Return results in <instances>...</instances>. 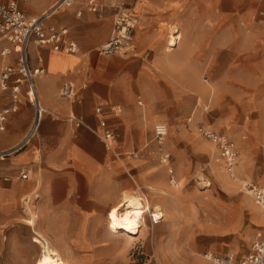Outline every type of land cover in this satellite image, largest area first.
Here are the masks:
<instances>
[{
	"label": "rangeland",
	"instance_id": "obj_1",
	"mask_svg": "<svg viewBox=\"0 0 264 264\" xmlns=\"http://www.w3.org/2000/svg\"><path fill=\"white\" fill-rule=\"evenodd\" d=\"M137 2L104 0L105 7L93 13L91 26L110 24V35L116 6L134 10ZM173 2L153 29L158 34L153 47L136 46L135 34L143 33L138 31L139 18L131 50L121 53L128 59L118 65L132 66L128 87L133 97L121 103V112L116 108L121 130L115 123L117 141L110 150H119L121 131V162L113 164L118 172L112 178L120 184L119 199L127 192L141 193L165 214L154 222L148 211L149 225L130 240L112 235L107 213L100 215L95 226L103 230L108 253L97 261L74 264H215L206 252L243 257L251 252L256 233L264 230V209L244 187L245 181L264 186V0ZM169 24L174 33L183 34L170 51ZM68 26L79 33L85 30L76 13ZM143 61L153 69L140 77ZM0 92L10 91L0 86ZM127 110L128 136L122 123ZM158 122L169 128L162 141L154 133ZM206 128L235 144L234 171L237 168L239 179L230 176L233 170L219 145L204 133ZM125 139L132 145L124 146ZM111 187L105 188L106 196L113 195ZM29 206L35 210L34 203ZM28 207L20 220L23 248L13 262L0 264H36L42 253V247L33 252L34 236L39 243L42 240L35 233L37 223L33 227L26 220Z\"/></svg>",
	"mask_w": 264,
	"mask_h": 264
},
{
	"label": "crops",
	"instance_id": "obj_2",
	"mask_svg": "<svg viewBox=\"0 0 264 264\" xmlns=\"http://www.w3.org/2000/svg\"><path fill=\"white\" fill-rule=\"evenodd\" d=\"M19 1L24 12L35 16L48 10L56 0ZM173 6V0H138L134 10V7L126 6L141 20L142 29L138 31L143 30V33L135 34L137 48L144 50L156 44L158 34L153 29L161 22L160 17L166 9ZM79 10L81 15L77 14ZM75 13L79 24L85 28L81 33L68 26ZM93 13L85 4L78 3L59 9L46 22L47 26L67 28L66 36L77 43V52L55 50L49 45H31L32 65H43L47 70L37 79V86L48 113L38 135L22 148L19 145L33 117V107L26 97H22L19 109L8 115L5 129H0V152H9L0 157V263L13 262L12 257L23 248L25 237L20 220L26 212L23 208L26 196L34 201L38 215L35 231L47 238L70 264L97 261L100 260L98 257L108 253L109 245L104 240L103 230L95 224L99 216L108 213L111 205L119 200L120 184L112 178L118 172L113 164L121 162V131L119 150L113 153L95 128H99L101 120L105 119L109 127L121 130V103L125 104L133 97L128 87L133 70L129 64L122 68L118 65L119 61L127 60V56L98 52L99 44L111 35V25L93 28ZM7 46L10 51L3 54ZM17 62L18 52L14 46L7 39H0V70L6 64L16 65ZM138 67L140 77L153 69L146 61ZM68 80L78 85L75 98L60 94L61 86ZM10 103L11 93H1L0 111ZM139 103L143 102L140 100ZM99 106L104 108L103 114L97 112ZM117 107L120 112L116 111ZM125 113L122 123L128 136L131 121L127 120L130 117L128 110ZM71 115L82 118L84 124H76ZM123 145L131 146L132 143L125 139ZM22 172H29V178H22ZM108 184H112L114 193L106 196ZM28 210L29 207L27 213ZM259 231L264 233L263 229ZM33 240V252L40 247L43 250V243L35 236Z\"/></svg>",
	"mask_w": 264,
	"mask_h": 264
},
{
	"label": "built area",
	"instance_id": "obj_3",
	"mask_svg": "<svg viewBox=\"0 0 264 264\" xmlns=\"http://www.w3.org/2000/svg\"><path fill=\"white\" fill-rule=\"evenodd\" d=\"M79 2L80 0H56L41 15L29 16L21 8L19 0H0V39L9 40L18 52L17 64H6L0 70V86L3 90H9L11 93V103L0 111V129H5L8 115L19 109L23 96L26 97L33 107L31 124L19 148L29 144L38 135L45 115L48 113V108L43 103L37 86V79L44 76L47 70L43 65H32L30 60L31 45H49L59 51L68 53L77 52V43L66 36L68 33L67 28H59L54 25L47 26L46 22L59 9L71 7ZM84 4L88 10L95 13H100L105 7L104 2L101 0H85ZM116 10L115 27H113L109 39L99 44L97 48L98 52L103 55L124 53L132 48L133 36L139 22V17L132 9L126 8L124 4L116 6ZM77 14L81 15L82 11L79 10ZM175 36H177V41L180 40L178 33ZM9 51L10 47L7 46L4 48L3 54ZM77 93L78 85L73 80L66 81L60 88V94L65 98H75ZM97 112L103 114L104 108L99 106ZM70 118L78 125L84 124V120L78 118L76 115H71ZM95 131L98 132L105 142L106 147L112 151L115 148L118 135L115 129L109 127L107 121L102 119L100 127L95 128ZM168 132L167 123L158 122L155 124L154 133L156 139L162 141ZM204 133L219 145L223 156L227 160L228 167L231 171H234L237 161L235 144L211 129H204ZM8 153V151L0 152V157L3 158ZM21 177L29 178L28 172H22ZM244 187L254 196L257 204L264 209V186L252 181H245ZM23 202V208L26 210L29 204L34 201L26 196ZM205 257L214 261L215 264H264V233L262 231L257 233L251 252L243 257L233 254L220 255L213 252H206Z\"/></svg>",
	"mask_w": 264,
	"mask_h": 264
},
{
	"label": "bare ground",
	"instance_id": "obj_4",
	"mask_svg": "<svg viewBox=\"0 0 264 264\" xmlns=\"http://www.w3.org/2000/svg\"><path fill=\"white\" fill-rule=\"evenodd\" d=\"M168 28H170V31L167 49L170 51L177 47L183 37V34L180 30H177L181 38L180 41L178 40L177 42V36H175L176 31L174 33L173 25L169 24ZM235 169L236 170L234 172H230V176L239 179L237 168ZM164 176V174H160V179L165 182L166 179ZM150 187L155 190L161 189V186L157 188L152 184H150ZM168 191L169 190L165 192L167 193ZM248 192L250 193V191ZM248 200L252 201L250 198H248ZM148 211H150L154 222H160L161 218L165 214L162 207L151 201L149 197H143L141 193H125L114 205H112L111 209L107 213V220L109 222L108 227L112 235L114 234L118 237L120 235L124 236L126 237V240L135 238V235L140 233L144 226L149 225ZM28 214L30 217L26 220L30 225L35 227L38 217L37 212L29 206ZM35 232L37 234V231ZM37 237L42 240L44 246L41 255L36 260V264H70L47 238H43V236H40L39 234H37Z\"/></svg>",
	"mask_w": 264,
	"mask_h": 264
}]
</instances>
